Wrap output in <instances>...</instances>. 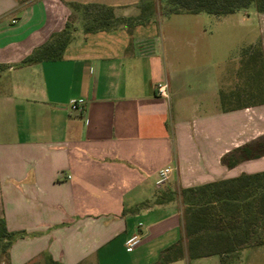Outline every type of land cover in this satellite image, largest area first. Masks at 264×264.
<instances>
[{
    "label": "crops",
    "instance_id": "obj_1",
    "mask_svg": "<svg viewBox=\"0 0 264 264\" xmlns=\"http://www.w3.org/2000/svg\"><path fill=\"white\" fill-rule=\"evenodd\" d=\"M70 2L111 6L116 17L141 11V0H0V218L14 234L2 262L152 264L179 241L185 255L166 264H264V244L189 258L181 198L184 188L264 171V153L241 160L237 151L264 137L249 65L171 60L158 6L147 23L94 32L77 13L59 58L20 63L65 27ZM254 15L259 35L247 46L260 44L263 81L264 12Z\"/></svg>",
    "mask_w": 264,
    "mask_h": 264
},
{
    "label": "trees",
    "instance_id": "obj_2",
    "mask_svg": "<svg viewBox=\"0 0 264 264\" xmlns=\"http://www.w3.org/2000/svg\"><path fill=\"white\" fill-rule=\"evenodd\" d=\"M162 14L201 12L226 15L253 5L258 12H264V0H164ZM73 12L65 27L37 47L20 63L59 58L71 39L73 23L83 20V31L109 30L124 25L132 27L151 20L155 7L153 0H141L140 13L136 17H116L113 7L98 3L70 2ZM257 45V46H255ZM257 48V54L244 60L243 68L261 61L259 43L243 48L242 52ZM244 56V55H242ZM253 68V67H252ZM256 89L251 93L255 103L264 102V80L261 69L256 72ZM240 159H250L264 153V137L258 138L237 148ZM226 161V158H223ZM184 214L186 253L189 258L214 254L227 255L245 247L264 244V171L239 175L209 182L181 190ZM13 232L7 230L0 218V248L6 252ZM185 255L179 241L167 246L152 264H166Z\"/></svg>",
    "mask_w": 264,
    "mask_h": 264
},
{
    "label": "rangeland",
    "instance_id": "obj_3",
    "mask_svg": "<svg viewBox=\"0 0 264 264\" xmlns=\"http://www.w3.org/2000/svg\"><path fill=\"white\" fill-rule=\"evenodd\" d=\"M153 1L154 8L158 6L161 11L165 5L164 0ZM254 8L250 5L227 16L205 12L162 14L156 26L160 38L164 40L166 55L176 62L183 61L186 57L195 68L213 64L215 60L222 58L228 71L236 67L239 57L241 73L244 60L257 54L256 47H253L252 51L242 52L249 43L258 39L259 24L254 15ZM247 14L250 16L248 19ZM260 65V60L251 64L250 72H253L254 76L260 70ZM4 259L5 252L0 248V264H4Z\"/></svg>",
    "mask_w": 264,
    "mask_h": 264
},
{
    "label": "built area",
    "instance_id": "obj_4",
    "mask_svg": "<svg viewBox=\"0 0 264 264\" xmlns=\"http://www.w3.org/2000/svg\"><path fill=\"white\" fill-rule=\"evenodd\" d=\"M155 90H156L157 95L162 96V97H168V85L166 82H158L155 85ZM70 109L74 112L81 113L84 109V106L79 102L71 100L70 101ZM170 172H171L170 167H164V168L160 169L157 173V178H156L155 184L157 186H160L161 184H163L167 180ZM139 242H140L139 236L134 235V236H132L126 240L125 246L127 249L130 250V249L134 248Z\"/></svg>",
    "mask_w": 264,
    "mask_h": 264
}]
</instances>
